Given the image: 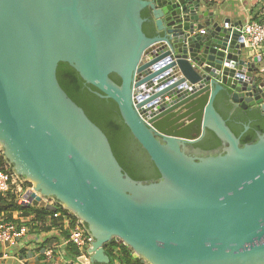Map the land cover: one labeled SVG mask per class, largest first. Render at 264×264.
Here are the masks:
<instances>
[{
  "label": "water",
  "instance_id": "water-1",
  "mask_svg": "<svg viewBox=\"0 0 264 264\" xmlns=\"http://www.w3.org/2000/svg\"><path fill=\"white\" fill-rule=\"evenodd\" d=\"M207 3L0 0L1 153L34 205L58 202L86 224L89 264H109L113 238L142 264H264V133L241 145L213 105L226 89L235 106L264 111V73L242 23L225 28ZM60 61L117 103L157 180L123 172L59 85ZM207 129L221 147L190 148Z\"/></svg>",
  "mask_w": 264,
  "mask_h": 264
},
{
  "label": "trees",
  "instance_id": "trees-1",
  "mask_svg": "<svg viewBox=\"0 0 264 264\" xmlns=\"http://www.w3.org/2000/svg\"><path fill=\"white\" fill-rule=\"evenodd\" d=\"M141 17L145 19L142 23V30L145 35L148 37L155 36L156 30L150 9H142ZM254 19L259 18L254 16ZM56 77L65 93L83 109L86 116L106 135L113 155L123 172L132 179L141 181H153L160 177L157 167L125 124L118 105L113 99L99 96L98 93L101 92L92 84L85 82L79 72L68 62H58ZM109 77L117 84L120 83V78L115 73L109 74ZM213 105L231 131L239 137L241 145L255 141L257 132L264 133V111L259 105L246 109L235 106L226 89L217 93ZM245 125H248L247 129H245ZM189 147L199 151H213L221 147V140L212 130L207 129L204 136ZM10 168H12L11 165ZM26 183L29 184V182ZM60 207L62 205L58 202L55 203L53 209L42 204L20 205L13 199L8 200V197L0 195V217L4 211L18 210L24 215L34 214L36 221H44L46 216H52L53 211ZM74 218L76 219L75 215ZM54 221L52 219L51 223L53 224ZM82 226L85 232L89 233L86 224L83 223ZM65 236H68L67 232H65ZM71 246L73 245L71 244ZM104 248L110 259L109 264L112 262L142 264L140 257L134 256L128 245L115 238L109 241ZM77 252V250L72 251L74 255Z\"/></svg>",
  "mask_w": 264,
  "mask_h": 264
},
{
  "label": "crops",
  "instance_id": "crops-1",
  "mask_svg": "<svg viewBox=\"0 0 264 264\" xmlns=\"http://www.w3.org/2000/svg\"><path fill=\"white\" fill-rule=\"evenodd\" d=\"M207 4L214 13V20L220 25L224 19L243 23L248 16H255L257 5L253 3V0H208ZM258 14L264 16V13L261 14L260 11ZM41 204L50 209L54 207V204L47 202V198L41 199L38 205ZM0 219L14 221L19 228L25 229L24 233L14 242L0 243V264L90 263V254L87 249L74 255L72 251L77 250V248L72 243L64 242L66 230L63 228L61 219L46 216L44 221H36L34 214L24 215L18 210L2 212ZM52 219L55 220L53 224L51 223ZM48 249L53 251L50 257L46 254ZM110 264L118 263L112 262Z\"/></svg>",
  "mask_w": 264,
  "mask_h": 264
},
{
  "label": "built area",
  "instance_id": "built-area-1",
  "mask_svg": "<svg viewBox=\"0 0 264 264\" xmlns=\"http://www.w3.org/2000/svg\"><path fill=\"white\" fill-rule=\"evenodd\" d=\"M222 24L225 28H229L232 22L229 19H224ZM239 31L250 57H258L260 58L259 61L262 62L264 59V16L259 19H254L252 15L248 16ZM201 32H204V29H201ZM31 191H33L32 186L18 178L0 149V195L8 197V200L13 199L20 205H34ZM52 216L61 219L63 228L68 233V236L64 238L65 243H72L77 248L78 253H82L90 246L93 238L85 232L83 223L79 219H75L74 215L65 210L64 206L55 210ZM24 231L25 229L19 228L16 222L0 219V243L14 242ZM52 253L51 249L46 252L48 257Z\"/></svg>",
  "mask_w": 264,
  "mask_h": 264
},
{
  "label": "rangeland",
  "instance_id": "rangeland-1",
  "mask_svg": "<svg viewBox=\"0 0 264 264\" xmlns=\"http://www.w3.org/2000/svg\"><path fill=\"white\" fill-rule=\"evenodd\" d=\"M253 3L257 4L256 10H255V16H257L258 18H261L262 15H259L258 11H260L261 14L264 13V0H253ZM258 69L261 73H264V61L260 63V66L258 67Z\"/></svg>",
  "mask_w": 264,
  "mask_h": 264
},
{
  "label": "clouds",
  "instance_id": "clouds-1",
  "mask_svg": "<svg viewBox=\"0 0 264 264\" xmlns=\"http://www.w3.org/2000/svg\"><path fill=\"white\" fill-rule=\"evenodd\" d=\"M44 199H45V198H44ZM39 203H40V202H39ZM39 203H38V204H39ZM38 204H37V205H38ZM53 206H55V204H54ZM65 209H67V208H65ZM67 211H70V210L67 209ZM70 212H71V211H70ZM71 213L74 214L73 212H71ZM76 218H77V217H76ZM77 219H78V218H77Z\"/></svg>",
  "mask_w": 264,
  "mask_h": 264
}]
</instances>
